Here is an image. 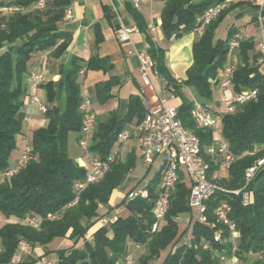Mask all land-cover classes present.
Instances as JSON below:
<instances>
[{
	"label": "trees",
	"instance_id": "obj_1",
	"mask_svg": "<svg viewBox=\"0 0 264 264\" xmlns=\"http://www.w3.org/2000/svg\"><path fill=\"white\" fill-rule=\"evenodd\" d=\"M37 1L0 0V6L18 9L12 14H0V175L12 168L10 160L18 148V137L25 136V116L21 112L27 91L25 75L38 55L49 52L52 58L59 59L72 41V34L63 29L64 16L72 0H47L43 10L34 9ZM228 1L165 0L161 18L166 39L173 36L178 39L193 33L198 19L209 8L227 5ZM244 3L249 2L238 1L234 6ZM231 8L226 7L207 27L205 34L197 37L193 47L194 63L187 72L186 80L181 83L171 75L165 51L156 46L153 37L146 33L148 54L156 63L161 81L167 84V93L182 100L178 118L184 128L199 138L203 154L213 144L214 132L197 128L191 116L193 102L184 89H193L203 104V101L212 100L213 83L218 81V72L228 61L229 41L237 33L235 29H230L226 40H216V32ZM129 11L138 28L145 32L146 23L142 14L131 6ZM252 48V44L242 42L233 83L235 93L256 89L258 97L241 105L222 121L224 139L235 157V162L220 181L228 190L244 188L246 170L264 157V76L256 66L258 57H254L251 63L248 52ZM112 69L108 59L94 57L84 67L81 60L73 57L61 68L59 90L52 81L42 84L40 89L47 101L44 117L48 123L30 134L29 142L35 159L11 180L0 184V264H12L21 241L27 242L31 248H47L56 239H69L74 243L71 250L58 252L56 264H119L135 244L141 245L145 251L140 255L138 264L160 260L162 252L168 248L171 251L161 264H222L214 253H225L231 257L232 247L227 241L230 235L228 228L217 222L215 211L225 201L232 206L229 219L240 234L237 264H264V260L244 256L264 250V169L246 188L253 196V203L249 206L243 205L242 196L224 193L216 194L205 203L207 222L196 221L191 227V246H178L184 234L178 218L192 209L188 204L191 188L185 174L180 175L175 186L170 209L161 228L152 231L156 221L154 207L159 195L157 186L161 180L159 172L148 186L149 200H125L122 204L128 215L100 228L93 235L92 242L85 240L90 228L84 221L92 222L98 218L99 207L109 203L113 192L136 164L135 155L124 162L116 161L99 182L89 185L81 193L75 206L68 207L76 198V183L85 180L87 174V170L69 153V135L80 134L82 126L81 72H108ZM118 84L116 78H111L96 85L92 92L97 101L104 104L113 98L111 90ZM145 115L143 102L136 97L131 99L125 119L119 120L115 111L107 119L98 120L90 151L101 160L115 156L113 149L119 134L128 125L140 124ZM209 161L211 172L219 170L216 162ZM54 214L58 218L49 220V216ZM27 215L41 219V228L33 229L20 224ZM219 232L222 242L217 243L214 238ZM82 240H85L83 247H76ZM206 243H210L211 249H205Z\"/></svg>",
	"mask_w": 264,
	"mask_h": 264
},
{
	"label": "built area",
	"instance_id": "obj_2",
	"mask_svg": "<svg viewBox=\"0 0 264 264\" xmlns=\"http://www.w3.org/2000/svg\"><path fill=\"white\" fill-rule=\"evenodd\" d=\"M47 0H38L34 9L43 10L46 7ZM134 6L138 7L141 0H131ZM226 8V5H219L209 8L199 19L198 25L193 31L197 37L205 34L207 27L218 18ZM18 9L16 7L0 6V14L14 13ZM73 19L72 9L69 8L64 16L65 22H70ZM134 28H126L120 32V40L128 42L130 34ZM155 31V28H152ZM175 39V36L172 37ZM156 42L157 39L153 38ZM242 36L236 33L229 41L230 53L239 50L242 44ZM258 48L262 57L258 59V64H264V28L262 29V38L258 41ZM140 68L144 79V88L142 90L143 102L146 108L144 120L131 129L123 130L118 136V143L121 145L128 143L131 139H139L141 142L140 152L146 166H153L158 158H162L159 166L160 183L159 195L155 202L154 216L155 223L152 231L156 232L161 228V225L169 212L170 200L175 186L181 174L189 177L192 187L188 197V204L191 208L198 210V221L201 223L207 222L206 202L218 193L233 194L242 196L243 205L249 206L253 203L252 193L246 188L251 184L264 169V157L258 159L245 174L246 185L242 189L228 190L224 188L220 181L223 179L224 173H227L235 162V157L231 153L228 143L223 136L222 121L226 115L234 114L241 105L256 100L258 90H246L241 93H233L234 91V73L236 70L235 64H227L220 75V86L223 89L221 104L218 109L203 104L202 102L193 99V107L191 116L197 128L210 129L214 132L213 144L202 152L199 138L190 130L184 128L178 118V109L167 107L168 100L163 96L167 94V84H163L162 89L158 90L152 80V72L160 79L156 70V63L147 54H140ZM84 71L81 72L83 74ZM30 81L34 90H40L45 82V73L42 68H37L30 72ZM181 83V81L179 80ZM82 101L80 104V112L82 114V126L78 145L84 152L86 165L83 167L87 170L85 180L76 183L75 200L68 206H75L80 198L81 193L91 184L99 182L105 174H107L111 166L119 161L120 158L112 156L108 160H101L93 152L90 151V145L96 130V116L93 108V97L86 89H82ZM30 102L39 106L42 113L47 112V106L43 104L37 93L30 97ZM23 153L17 164L0 175L4 180H11L22 169H24L30 161L34 160L32 147L29 138L23 136ZM117 157V158H116ZM214 161L219 165V170L211 172V163ZM149 200L150 192L148 187L134 189L127 194V201L133 200ZM232 211V206L229 202H223L215 211V217L218 223L227 226L230 233L228 243L231 245V257L225 253H214V257L219 258L222 264H237L238 256V239L240 234L236 225L230 221L229 214ZM57 214L50 215L49 220H56ZM118 220L114 217L109 222L105 219H100L103 226L113 224ZM24 226L33 229H40L42 220L31 215H27L19 222ZM215 242H222L221 233L215 235ZM186 246H189L186 244ZM205 249H211L210 243H206ZM141 245L135 244L123 258L119 264H138L136 260V252L141 249ZM30 245L21 241L18 247V254L13 258L12 263H19L21 255L26 253ZM195 248H197L195 246ZM244 256L250 258L264 260V250L258 253H246ZM53 264V263H48Z\"/></svg>",
	"mask_w": 264,
	"mask_h": 264
},
{
	"label": "crops",
	"instance_id": "obj_3",
	"mask_svg": "<svg viewBox=\"0 0 264 264\" xmlns=\"http://www.w3.org/2000/svg\"><path fill=\"white\" fill-rule=\"evenodd\" d=\"M238 1H246L249 3L234 6ZM129 6L142 14L146 23L145 32L138 28L136 20L129 11ZM229 6H232L231 11L220 24L216 32V40H226L229 30L235 29L236 32L242 36L243 42L253 45V48L248 52L251 63H253L254 57H258V59L262 57L258 48V41L262 38V29L264 28V0H229L226 7ZM70 8L73 12V19L70 22L63 21V29L72 34V41L67 51L59 59L52 58L49 52L38 55L24 77L27 91L24 96V104L21 112L25 116L24 127H26V132L28 133H25V136L28 138V135L33 131L45 127L48 123L45 117L41 119L40 116L44 115V113L40 111L39 106L30 102V97L37 93L41 102L45 105L47 103L44 91L42 89L36 91L32 87L30 81V72L32 70L42 68L45 73V82H54L56 89L59 90L61 68L73 57L81 60L84 67H86L87 62L94 57L108 59L113 65L111 71H84L82 74V89L86 88L93 97V108L97 123L98 120L107 119L111 113L115 111L118 113L119 120L125 119L129 113L132 98H140L143 102L142 90L144 88V79L141 73L139 55H149L146 33L156 38L157 41H154L156 46L165 51L166 64L173 78L180 81L186 80L187 72L194 63L193 47L197 40V36L194 33L186 34L178 39L171 38L169 40L166 39L164 35L161 17L165 8V0H141L138 7L134 6L131 0H72ZM126 28H134V31L131 32L128 42H122L120 40V32ZM152 28H155V31H152ZM222 29H224V32H222ZM239 61L240 49L229 54L226 65H237ZM256 66L259 72L264 76V64L257 63ZM223 68L219 70L218 81L214 82L212 87L213 96L217 95L219 98L216 100L212 98V100L208 101L209 103H205V105L213 109H218L221 104L223 89L220 86V75ZM111 78H116L119 84L114 86L111 90L113 98L101 104L97 101L92 90L96 85L107 82ZM152 80L158 90L162 89L163 84L161 79L153 72ZM184 92L192 101L193 99L198 100L193 93V89L185 88ZM233 93H235V91H233ZM163 97L168 100L167 104L171 103L173 100L178 101L179 105L182 104L181 98L174 97L169 94V92ZM133 127H135V125L131 124L128 125L126 129H131ZM76 135L75 145L78 147L79 152L72 158L80 166L84 167L86 165L84 152L78 145L80 134L76 133ZM22 137L23 136L18 137V144L20 145L21 152L17 158L16 164L23 153ZM118 144L120 147L117 152H114V155L119 157L123 162L131 155H135L136 150L140 152L141 142L139 139L133 138L126 144ZM124 148L128 149V154L125 159H123L122 155ZM152 167L153 166L148 167V170ZM135 168L136 164L130 174L126 176L121 186L113 192L109 203L99 207L98 218L92 222L84 221V224L87 226L89 225L90 228L85 238L86 241L92 242L95 232L102 227L111 225L108 224L107 226H103L99 221L100 219H105L109 222L112 218H119L124 212H128L125 205L122 204L125 200L127 201V194L134 189H141V187H139L141 180L138 176L132 175ZM186 179L188 181L190 180L187 175ZM152 180L153 179H151L145 187L152 184ZM3 182L4 179L0 178V184ZM157 189H159V184ZM117 198L122 199V202L119 203ZM94 225H98L99 229L97 230L96 227L93 228ZM91 231H93V233L90 236L89 233ZM85 240L80 241L76 247H83ZM73 247V242L69 239H65L60 250H71ZM44 248L43 246H39L32 248V251H30V247L26 253L21 255V261L17 264L36 260L38 261L37 264H48L49 262L43 261L40 257L45 253ZM142 249L143 248L138 250L136 254Z\"/></svg>",
	"mask_w": 264,
	"mask_h": 264
},
{
	"label": "rangeland",
	"instance_id": "obj_4",
	"mask_svg": "<svg viewBox=\"0 0 264 264\" xmlns=\"http://www.w3.org/2000/svg\"><path fill=\"white\" fill-rule=\"evenodd\" d=\"M223 30L224 29H222V32H224ZM193 93L198 98V100H200L198 95L196 94V92L194 90H193ZM213 98L216 100L219 97L217 95H214ZM200 101H202V100H200ZM203 102L209 103L208 101H203ZM167 107L178 109L180 107V105H179L178 101L173 100V101H171V103L167 104ZM40 117H41V119H44V115H41ZM26 131H27L26 127H24V132L26 134H28ZM28 136L30 139V135H28ZM76 136H77L76 133H71L69 135V153H70V156L73 158L79 152L78 147L75 145ZM119 147H120V145L118 143L115 144L114 149H113L114 152H117ZM22 149H23V147H22ZM20 152H21L20 145L18 144V148L12 153V156H11V160H10L11 167L15 166ZM127 154H128V149L124 148L123 153H122L123 159L126 158ZM135 157H136V162H135L136 168H135L134 172H132V175L139 177V179L141 180L139 187L142 188V187H145L147 185V183L156 176V174L159 171V166H160L162 158H158L156 163L153 165V167L150 170H148V167H146L139 150H136ZM188 187L191 188L190 181H188ZM117 201L119 203H121L122 199L117 198ZM127 215H128V212H124L122 214L123 217H125ZM198 216H199L198 210L195 208H192L190 210V212L182 214L179 216L178 223H179L181 232L184 234L181 237L178 246H185L186 244L191 246V227L195 224L196 221H198ZM94 227H96L97 230L99 229L98 225H94L93 228ZM92 233H93V231H91L89 233V235L91 236ZM64 242H65V239H58L55 242H53L51 245H49L47 248H44L45 253L40 256L41 259H43V261H46L49 263L50 262L57 263L58 258H59L58 252L61 251L60 249H61V246L64 244ZM36 247H39V246H36ZM30 251H32V248L30 249ZM170 251H171V248H168L167 250L162 252V258L160 260L152 261L150 264H161L162 260L165 258V256H167L170 253ZM144 253H145L144 249L139 251L138 254L135 255L136 260L138 261L140 258V255H142Z\"/></svg>",
	"mask_w": 264,
	"mask_h": 264
}]
</instances>
